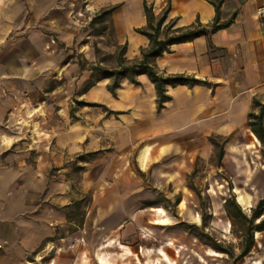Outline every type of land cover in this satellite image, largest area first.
Returning <instances> with one entry per match:
<instances>
[{
    "label": "rangeland",
    "instance_id": "374dc122",
    "mask_svg": "<svg viewBox=\"0 0 264 264\" xmlns=\"http://www.w3.org/2000/svg\"><path fill=\"white\" fill-rule=\"evenodd\" d=\"M84 1L71 8L62 33L11 36L22 47L35 40L33 108L17 119L14 152H27L35 187L45 190L36 192L33 213L0 228L7 238L0 264H264V231H254L251 252L241 259L248 222L234 225L224 208L230 198H249L250 207L238 203L250 218L264 198L262 144L249 130L198 128L189 139H144L134 148L114 140L109 131L138 115L113 109L88 89L91 74L78 62H94L95 44L106 55L114 49L90 35L95 13ZM107 86L105 97L116 99L118 91ZM158 207L166 212L163 224H155Z\"/></svg>",
    "mask_w": 264,
    "mask_h": 264
},
{
    "label": "crops",
    "instance_id": "0c3cea01",
    "mask_svg": "<svg viewBox=\"0 0 264 264\" xmlns=\"http://www.w3.org/2000/svg\"><path fill=\"white\" fill-rule=\"evenodd\" d=\"M82 1L0 0V228L15 226L13 220L29 211L33 213L36 192L45 190L44 185L35 187L36 170L28 164L27 152H14L17 119L33 108L35 40L28 39L22 47L11 36L62 33L71 8ZM144 1L153 6L157 16L168 9V20L175 21V28L197 22L209 26L216 18L218 24L227 26L208 36L176 44L157 59L164 76L186 75L206 83L169 86L171 100L161 111L157 108L156 88L146 75L138 77L139 85L125 81L116 99L103 94L102 87L106 88L109 80L94 87L93 98H105L113 109L138 115L137 121L122 123L109 131L114 140L134 148L144 139H189L194 128L225 135L249 130L254 136L248 128V115L252 111L258 113L255 100L264 102V25L257 17L264 0H85V11L95 13L94 16L116 7L111 16L112 29L102 36L110 40L107 47L114 49L111 54H115L116 45H126V58L133 61L141 57L142 49L148 48L150 40L136 31L147 26ZM217 1H221L219 15ZM179 145L174 143V148ZM43 173L47 176L48 168H43ZM0 241H7L3 231Z\"/></svg>",
    "mask_w": 264,
    "mask_h": 264
},
{
    "label": "trees",
    "instance_id": "16d2710c",
    "mask_svg": "<svg viewBox=\"0 0 264 264\" xmlns=\"http://www.w3.org/2000/svg\"><path fill=\"white\" fill-rule=\"evenodd\" d=\"M220 4L221 1L215 2L218 15ZM115 10L116 7L102 10L92 18L90 28L94 29V32L90 34L91 36L102 37L107 31L112 29L111 16ZM144 10L147 17V26L146 28L136 31L146 36L150 40V44L148 48L142 49L139 59L130 61L126 58V45H116L117 50L115 54L106 55L95 44L93 50L96 61L88 62L87 60H80L78 65L82 72H89L91 74V81L88 89L95 87L103 80H109L108 90L113 95L122 88L125 81L139 85L137 80L138 77L146 75L156 88L157 108L158 111H161L171 100L167 90L169 86H193L206 83L186 75L164 76L157 67V59L162 57L165 53L170 52L172 46L191 42L202 36H208L226 27L227 24H218V19L216 18V21L209 26H204L197 22L192 26L175 28V21L168 20V9L157 16L153 11V6L149 5L147 1H144ZM97 25H99L100 28L96 29ZM85 43L88 42L86 41ZM254 109H258V113L255 111L250 112L248 115V128L264 147V102L255 100ZM223 155L224 152L222 151L220 155L221 160ZM74 206L75 209H79L82 206V202L78 201L74 203ZM224 208L227 217L234 225L238 218L248 222V227L245 231L246 246L240 255V258L243 259L251 252L252 246L254 245V231H264V198L260 200L257 206L252 210V216L250 218L247 217L235 198L228 199ZM68 218L71 220V216ZM256 221H259L257 225H255ZM82 224L81 221V225Z\"/></svg>",
    "mask_w": 264,
    "mask_h": 264
},
{
    "label": "bare ground",
    "instance_id": "6f19581e",
    "mask_svg": "<svg viewBox=\"0 0 264 264\" xmlns=\"http://www.w3.org/2000/svg\"><path fill=\"white\" fill-rule=\"evenodd\" d=\"M140 162H141L143 168L147 167L148 161L146 159V155H143V156L140 157ZM238 202L240 204H242L244 206H248V207H250L251 203H252L249 198H246V197H243V196L239 197V201ZM152 211H154L155 213H157L161 217V220L156 221L155 224H163L164 222L162 220L166 217L165 210L158 207V208H153ZM168 264H173V263L168 259Z\"/></svg>",
    "mask_w": 264,
    "mask_h": 264
},
{
    "label": "built area",
    "instance_id": "2783aa9c",
    "mask_svg": "<svg viewBox=\"0 0 264 264\" xmlns=\"http://www.w3.org/2000/svg\"><path fill=\"white\" fill-rule=\"evenodd\" d=\"M257 17L260 22L264 25V5L258 8Z\"/></svg>",
    "mask_w": 264,
    "mask_h": 264
}]
</instances>
